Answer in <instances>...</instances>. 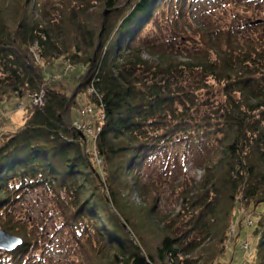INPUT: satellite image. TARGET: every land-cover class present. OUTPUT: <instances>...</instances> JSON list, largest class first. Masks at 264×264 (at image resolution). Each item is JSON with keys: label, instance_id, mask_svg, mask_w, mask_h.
I'll return each instance as SVG.
<instances>
[{"label": "trees", "instance_id": "trees-1", "mask_svg": "<svg viewBox=\"0 0 264 264\" xmlns=\"http://www.w3.org/2000/svg\"><path fill=\"white\" fill-rule=\"evenodd\" d=\"M185 1L0 0V103L13 95L30 102L24 125L0 141V229L25 241L0 251V264H26L32 242L14 215L24 194L38 189L52 201V220L72 217L67 224L87 233L89 249L113 253L116 264H199L211 240L217 260L238 204L261 206L257 261L243 263L264 264V39L257 27L240 33L226 12L193 23ZM94 2L107 10L101 30L85 17ZM35 53L47 65L58 55L92 69L79 92L94 91L85 117H105L93 152L63 120L74 99L56 75L48 81ZM211 91L219 97L209 111L201 99ZM42 92L44 105L32 107ZM162 157L185 158L203 175L196 187L183 177L173 188L179 212L166 221L157 257L145 258L107 205L121 215L122 192H136L141 211L159 216L167 179L140 172Z\"/></svg>", "mask_w": 264, "mask_h": 264}, {"label": "rangeland", "instance_id": "rangeland-1", "mask_svg": "<svg viewBox=\"0 0 264 264\" xmlns=\"http://www.w3.org/2000/svg\"><path fill=\"white\" fill-rule=\"evenodd\" d=\"M127 3L128 0H123L122 2L123 6ZM91 7L85 17L92 24L98 23V30H101V23L103 22V17L106 16L107 10L99 2H94ZM235 7L238 9L237 11L233 10ZM183 8L188 12L192 11L193 17L190 19L193 23H197L209 14H218L220 16L224 12L230 16L234 14L236 15L234 18L235 23L238 25L236 28L240 33L250 34L251 30L249 27H257L258 34L264 39V0H186ZM257 20H262L263 23L260 26H249L250 22ZM191 25L194 28H198L195 24ZM166 32L169 33V31ZM35 56L37 63L41 64L48 81H50L51 75H56V77L53 76V79L61 81L64 85L62 87L64 92H67L69 98L74 99L76 106L72 107L64 115L63 120L65 124L74 130H76L75 125L77 124H86L87 126L92 124L91 127L94 134H96L97 118L95 116H81L82 109L87 110L90 105L94 106L90 102L89 97L93 89L88 88L85 89V92H79V88L84 86L92 69L85 65H71L65 62L62 56L58 55L50 65H47L40 59L37 53H35ZM143 58L153 63H159L156 56H151L146 52H143ZM181 59L184 58L182 57ZM211 94H213L212 97H210ZM214 95L219 97V92L211 91L209 94L205 92L202 95V104L209 111H212L216 101ZM16 98V95H13L11 99L7 98L0 103V141L4 134L14 133L24 125L25 106L30 102L27 99L19 102ZM77 133L80 134L78 131ZM82 134L86 138L84 142L87 143L88 152H93L95 137L85 132ZM202 175L203 172L185 158H180V162L177 164L169 160L166 164L165 158L162 157L153 162L149 169L144 167L140 172V176L142 177L150 176L152 179H157L161 176V178L167 179L165 180L164 191L159 194V196L161 195L158 201L159 216L154 215V217L152 212L144 214L141 211L144 208V202L139 193L136 192H133L129 198L127 195L123 196L125 193L122 192L121 197L126 200L122 201L124 209L121 215L110 201L107 205L108 212L112 216L113 221L120 226L121 231H124L130 241L138 246L145 258H148V255L156 258V249L160 235L164 234L165 226L168 227L170 225L166 221L173 219L179 212L177 203L178 193H173V188L179 186L178 184L181 183L183 177H186V180L191 185L195 183L196 187ZM102 183L104 185V182ZM252 205H248L247 203L238 204L235 212L232 214L233 219L227 230V241L223 246L221 256L216 260V251L219 247L217 246L216 249L214 242L211 240L205 247L208 250L206 252L208 258L207 260L205 259L206 257L203 258L205 260L199 264H244L246 262L255 263L257 261L260 240L253 233L257 222V213L263 210L261 206H257L259 209L257 211V208H254V205ZM52 208L51 199L48 198L46 193L38 189L31 193H25L20 204L15 209L14 216L22 220V226L28 231V238L32 242L25 256L26 264H87V262H91V264H116L113 259V253H94L93 249H89L87 233H82L80 230L74 231L70 227L72 217L66 218L70 221L67 222L70 223V226L64 223L63 220L61 221L57 218V220H52L50 218ZM123 213L129 218L128 221L126 217L122 216ZM142 214L146 216H141ZM140 218L144 221L140 222ZM8 233L16 235L12 232ZM201 248L197 250V253H201ZM191 256L187 257L190 258ZM168 264L171 263L168 262Z\"/></svg>", "mask_w": 264, "mask_h": 264}, {"label": "water", "instance_id": "water-1", "mask_svg": "<svg viewBox=\"0 0 264 264\" xmlns=\"http://www.w3.org/2000/svg\"><path fill=\"white\" fill-rule=\"evenodd\" d=\"M262 20H257V21H252L250 22V26H256L262 24ZM80 138L85 141L86 138L85 136L80 133L79 134ZM85 143V142H84ZM86 146V144H85ZM84 146V148H85ZM24 245V240L16 235H12L4 230L0 229V251L2 252H13L19 247Z\"/></svg>", "mask_w": 264, "mask_h": 264}, {"label": "built area", "instance_id": "built-area-1", "mask_svg": "<svg viewBox=\"0 0 264 264\" xmlns=\"http://www.w3.org/2000/svg\"><path fill=\"white\" fill-rule=\"evenodd\" d=\"M90 93H91V95H93L94 94V91L91 90ZM44 96H45L44 95V92H42L39 95H33L31 97V99H32L31 106L32 107H41V106H43L44 105ZM92 112H93L92 109H88L87 111H85V110L84 111H81V116L82 117H85L87 115V113L91 114ZM97 116H98L97 121H98V131H99V130H101V125H102L105 117H104L103 112H101V111L99 113H97ZM75 126H76V130L79 133H84L85 132L86 134L94 137L93 136L94 135V132H93V129H92V127H91L90 124L88 126L86 124L85 125L77 124ZM73 127H74V125H73Z\"/></svg>", "mask_w": 264, "mask_h": 264}]
</instances>
